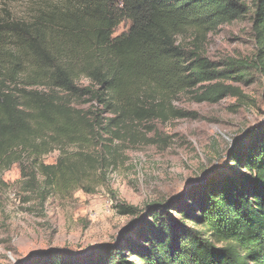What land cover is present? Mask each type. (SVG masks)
I'll use <instances>...</instances> for the list:
<instances>
[{
	"label": "trees",
	"instance_id": "16d2710c",
	"mask_svg": "<svg viewBox=\"0 0 264 264\" xmlns=\"http://www.w3.org/2000/svg\"><path fill=\"white\" fill-rule=\"evenodd\" d=\"M248 17L254 57L208 59L207 35ZM124 22L129 30L115 37ZM253 72L264 82V0H65L30 21L2 20L0 169L19 164L27 178L26 156L58 149L41 186L34 174L28 188L45 198L85 190L114 165L115 143L146 141L140 128L186 117L175 98H242L226 82L247 83ZM228 160L229 175L146 207L114 244L83 256L49 252L29 264H264V124Z\"/></svg>",
	"mask_w": 264,
	"mask_h": 264
},
{
	"label": "rangeland",
	"instance_id": "374dc122",
	"mask_svg": "<svg viewBox=\"0 0 264 264\" xmlns=\"http://www.w3.org/2000/svg\"><path fill=\"white\" fill-rule=\"evenodd\" d=\"M64 1L0 0V21H30L34 12ZM252 27L248 17L209 33L207 58L217 64L252 59L256 53ZM129 28V22L122 23L114 36ZM253 74L247 83L226 82L239 88L242 98L229 96L217 104L197 103L187 94L175 98L174 107L186 117L140 128L147 142L115 143L114 165L85 190L79 186L56 189L45 198L28 188L34 174L41 186L43 170L56 164L58 149L48 155L26 156L27 173H33L27 178L19 164L0 169V264H29L49 252L83 256L99 251L130 233L145 216L146 207L177 199L202 183L229 175L230 150L250 129L264 124V82ZM81 84L88 82L83 79ZM127 207L134 214H123Z\"/></svg>",
	"mask_w": 264,
	"mask_h": 264
}]
</instances>
